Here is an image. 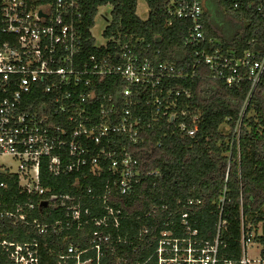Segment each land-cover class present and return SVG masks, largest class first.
Segmentation results:
<instances>
[{"label":"built area","instance_id":"obj_1","mask_svg":"<svg viewBox=\"0 0 264 264\" xmlns=\"http://www.w3.org/2000/svg\"><path fill=\"white\" fill-rule=\"evenodd\" d=\"M207 1L171 0L168 24L173 18L188 20L186 43L197 46L194 67L205 64L213 79L224 80L228 86L247 79L251 95L264 74V54L248 50L236 57L221 48H207L203 22ZM224 1L236 8L257 0ZM83 15L80 0H0L2 32L7 36L0 41V217L26 220L33 209L41 213L43 208L62 209L65 221L43 225L35 218L33 222L39 232L50 228L56 234L63 228L79 230L92 223L90 248L79 251L70 245L69 255L62 256L75 258L77 264H91L92 258L83 260L82 253L95 250L99 259L104 245L111 241L109 230L121 223L122 210L110 203L115 192H134L145 174L122 140L137 143L145 127L157 122H171L181 135L194 137L199 132L201 111L189 104L182 106L181 100L192 98V91L176 89L170 83L187 76L186 70L145 55L144 50L150 47L145 41L120 42L118 49L111 50L110 42H119L104 33L111 19H106L103 42H97L94 27L90 28L95 47L103 51L87 52L80 28ZM111 76L126 83L119 106L111 93L98 96V85ZM38 94L47 99H39ZM105 167L110 176L100 196L105 210L100 216L84 201V196L93 194L92 187L83 186L73 194L54 191L43 183V171L56 177L75 175L71 184L79 188L81 175L99 177ZM15 186L26 202L8 196ZM181 219L183 235H175L172 228L161 231L158 264L237 263L221 256L222 218L210 241L199 238L188 213ZM255 236L254 230H244L239 264H250L248 248L256 242ZM2 244L7 250L15 247L10 256L18 259V264H24L22 260L38 264L37 241ZM260 245V257L254 260L264 264V246Z\"/></svg>","mask_w":264,"mask_h":264},{"label":"trees","instance_id":"obj_2","mask_svg":"<svg viewBox=\"0 0 264 264\" xmlns=\"http://www.w3.org/2000/svg\"><path fill=\"white\" fill-rule=\"evenodd\" d=\"M138 1L80 0L85 48L89 53L103 51L95 47L90 28L96 23L99 8L111 5L112 17L104 33L119 39L110 42L111 50L118 49L120 42L140 39L150 45L145 55L185 69L187 76L170 83L176 89L192 91V98L181 100V105L189 104L201 111L199 132L187 137L178 133L171 122H157L145 127L137 143L122 140L145 174L134 192H115L111 199L110 203L122 210V218L118 227L109 230L111 241L104 245L99 259L92 249L82 253V259L92 258L91 264H158L156 249L161 231L172 228L175 235H183L181 218L188 213L199 238L209 241L215 238L222 218L221 256L239 264L244 230H254L255 240L264 246V74L251 95L247 79L232 86L213 79L205 64L194 67L197 46L186 43L190 22L173 18L168 24L171 0H145L149 9L146 18L137 13ZM207 3L203 15L207 48H221L236 57L248 50L264 54V1L242 2L236 8L224 0ZM6 37L0 18V41ZM125 86L120 77H108L98 85V96L111 93L119 106ZM38 98L47 99L42 94ZM145 118L149 120L148 115ZM43 176L44 185L54 191L74 194L83 186L92 187L93 194L84 196L85 204L95 215L104 214L100 196L110 176L108 167L99 177L81 175L79 188L71 184L75 175L56 177L43 171ZM8 196L21 203L27 200L18 194L16 186L11 187ZM35 218L43 225L66 220L64 211L58 208H43L42 213L30 210L26 220L0 217V264H15L10 258L15 247L7 250L3 241H37L38 264H77L75 258L62 257L69 255L70 245L79 251L90 248L95 228L92 223L79 230L63 228L59 234L50 228L41 233L33 223Z\"/></svg>","mask_w":264,"mask_h":264},{"label":"rangeland","instance_id":"obj_3","mask_svg":"<svg viewBox=\"0 0 264 264\" xmlns=\"http://www.w3.org/2000/svg\"><path fill=\"white\" fill-rule=\"evenodd\" d=\"M111 10H112L111 5H104V6H101L99 9V13L95 19L96 24L93 28V34L97 38V42H103L104 41L103 30L107 24L106 19L109 20L112 17V11ZM148 10L149 9H148V5H147L146 1L145 0H139L137 13L142 18H146L148 15ZM261 249H262V246L260 245V243L258 241H256L254 244H251L249 246L248 254H249L250 259H251L250 264H260L257 260H254V259H257L260 257ZM10 257L12 260H14L15 264H18L17 263V261H19L18 259L14 258L13 255H11ZM22 262L24 264L27 263L25 260H22Z\"/></svg>","mask_w":264,"mask_h":264},{"label":"crops","instance_id":"obj_4","mask_svg":"<svg viewBox=\"0 0 264 264\" xmlns=\"http://www.w3.org/2000/svg\"><path fill=\"white\" fill-rule=\"evenodd\" d=\"M208 1H209V0H208ZM208 1H207V2H208ZM207 4H208V3H207ZM206 7H207V5H206Z\"/></svg>","mask_w":264,"mask_h":264}]
</instances>
